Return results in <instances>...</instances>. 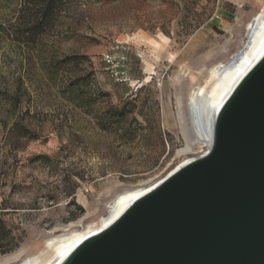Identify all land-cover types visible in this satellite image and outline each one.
<instances>
[{
	"label": "rangeland",
	"instance_id": "obj_1",
	"mask_svg": "<svg viewBox=\"0 0 264 264\" xmlns=\"http://www.w3.org/2000/svg\"><path fill=\"white\" fill-rule=\"evenodd\" d=\"M20 6L0 0V264L100 225L119 194L206 150L179 153L190 94L264 13V0H64L26 42Z\"/></svg>",
	"mask_w": 264,
	"mask_h": 264
},
{
	"label": "water",
	"instance_id": "obj_2",
	"mask_svg": "<svg viewBox=\"0 0 264 264\" xmlns=\"http://www.w3.org/2000/svg\"><path fill=\"white\" fill-rule=\"evenodd\" d=\"M57 264H264V52L215 110L210 148Z\"/></svg>",
	"mask_w": 264,
	"mask_h": 264
},
{
	"label": "bare ground",
	"instance_id": "obj_3",
	"mask_svg": "<svg viewBox=\"0 0 264 264\" xmlns=\"http://www.w3.org/2000/svg\"><path fill=\"white\" fill-rule=\"evenodd\" d=\"M241 50V52H237L226 62L213 68L206 82L191 92L189 114L192 129L189 131L190 137L186 146L179 150L180 154L195 149V141H200L199 148L208 146L206 150L201 151V154L210 148L215 110L223 103L240 77L264 52V13L257 15L255 21L251 24L248 40ZM182 103L181 98H179V117L181 122H184ZM153 185L135 188L119 194L111 206L109 215L102 219L100 225L89 226L83 231L54 236L47 242L48 251H40L24 256L22 250L9 255L1 264H57L77 242L89 233L100 230L110 224L137 196Z\"/></svg>",
	"mask_w": 264,
	"mask_h": 264
},
{
	"label": "trees",
	"instance_id": "obj_4",
	"mask_svg": "<svg viewBox=\"0 0 264 264\" xmlns=\"http://www.w3.org/2000/svg\"><path fill=\"white\" fill-rule=\"evenodd\" d=\"M64 0H21L16 31L21 32L25 41L43 34L59 13ZM0 224V250L5 253L11 249H4L1 239L5 236Z\"/></svg>",
	"mask_w": 264,
	"mask_h": 264
}]
</instances>
